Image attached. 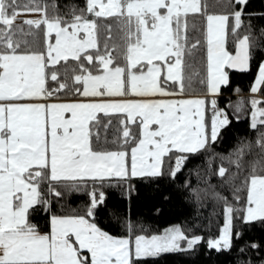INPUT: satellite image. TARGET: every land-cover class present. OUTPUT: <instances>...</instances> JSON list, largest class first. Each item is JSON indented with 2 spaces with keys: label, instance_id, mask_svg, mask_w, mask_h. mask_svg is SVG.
Instances as JSON below:
<instances>
[{
  "label": "snow or ice",
  "instance_id": "1",
  "mask_svg": "<svg viewBox=\"0 0 264 264\" xmlns=\"http://www.w3.org/2000/svg\"><path fill=\"white\" fill-rule=\"evenodd\" d=\"M249 6L0 0V264H161L202 243L232 253L257 230L234 262L264 264V9ZM253 61L245 97L233 78ZM225 91L237 98L221 106ZM241 113L255 138L236 133L218 151ZM189 163L206 187H184L210 194L216 233L150 232L130 203H110L109 190L130 202L133 178H175Z\"/></svg>",
  "mask_w": 264,
  "mask_h": 264
},
{
  "label": "trees",
  "instance_id": "2",
  "mask_svg": "<svg viewBox=\"0 0 264 264\" xmlns=\"http://www.w3.org/2000/svg\"><path fill=\"white\" fill-rule=\"evenodd\" d=\"M68 2L69 0H59L62 9L65 11L68 10L65 7ZM249 7L255 10L264 9V0H250ZM256 71L257 66L253 61V65L248 72L233 78L234 86L239 84L240 88L243 89L240 95L246 96L249 94L248 86ZM229 97L233 101L237 98L236 93L225 91L220 98L221 106H227ZM248 120L249 116L241 118L240 121L233 118L232 127L222 130V140L215 144V148L218 151L227 152L238 139L236 133L241 135L247 133L254 139V133H251L248 128ZM192 167H194L193 164L189 163L175 178L168 177L163 181L152 184L140 182L139 178H133L130 202L127 196L120 197L119 190L112 189L109 190L111 193L110 203L122 201L125 207L129 206L130 203L132 219L145 226L150 232L162 231L165 227L179 224L186 229L191 226L198 234L205 237L210 233L214 234L218 231V224L222 223V215L214 213V201L210 194L201 192L202 199L197 201L195 196L186 191L184 187L186 180L191 181L193 187L197 185L200 189L206 187L202 180L198 181L195 171L189 173L188 169ZM212 181L215 182L216 177H213ZM125 188H127V185H125ZM83 199H86V197L77 194L70 203L72 207H76L81 204ZM219 211L220 209L217 208L216 212ZM209 221H211V224ZM109 230L113 234H119L120 232L119 228H110ZM261 236L262 234L257 230L255 232L246 231L242 239L234 238L232 253L209 250L206 248V244L202 243L195 251L186 250L170 254L161 264H235V246L248 240H259Z\"/></svg>",
  "mask_w": 264,
  "mask_h": 264
},
{
  "label": "crops",
  "instance_id": "3",
  "mask_svg": "<svg viewBox=\"0 0 264 264\" xmlns=\"http://www.w3.org/2000/svg\"><path fill=\"white\" fill-rule=\"evenodd\" d=\"M250 95V93L248 94V95H246L245 97H247V96H249ZM229 111L231 112L232 111V109L231 108H229ZM243 117H246V115H244L243 113H241V118H243ZM250 118V117H249Z\"/></svg>",
  "mask_w": 264,
  "mask_h": 264
}]
</instances>
